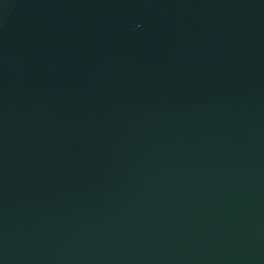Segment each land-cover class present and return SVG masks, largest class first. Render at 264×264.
Segmentation results:
<instances>
[{
  "label": "water",
  "instance_id": "1",
  "mask_svg": "<svg viewBox=\"0 0 264 264\" xmlns=\"http://www.w3.org/2000/svg\"><path fill=\"white\" fill-rule=\"evenodd\" d=\"M0 264H264V0H0Z\"/></svg>",
  "mask_w": 264,
  "mask_h": 264
}]
</instances>
